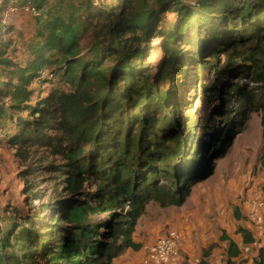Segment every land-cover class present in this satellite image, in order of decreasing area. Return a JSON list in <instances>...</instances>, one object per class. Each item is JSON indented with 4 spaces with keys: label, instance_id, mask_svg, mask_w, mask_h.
Segmentation results:
<instances>
[{
    "label": "trees",
    "instance_id": "1",
    "mask_svg": "<svg viewBox=\"0 0 264 264\" xmlns=\"http://www.w3.org/2000/svg\"><path fill=\"white\" fill-rule=\"evenodd\" d=\"M77 1L76 6L61 2L62 9L71 10L67 17L61 10L41 14L42 40L32 61L3 70L16 80L0 88V97L11 101L7 108L0 105V120L18 129L8 142L48 148L51 157L61 161L49 167L61 178L52 190L58 193L61 183L66 197L58 194L55 203L46 206L48 211L53 207V216L43 224L24 218L0 231V264H110L124 250L140 248L132 235L147 204L182 206L193 185L210 176V170L199 168L215 152L213 139L218 137L197 126L178 128L172 115L181 100L161 98L143 71L142 58L157 34L167 57L159 82H173L177 89L189 77L183 67L192 66L194 74L209 72L215 75L214 84H200V89L212 104L230 103L233 93L247 96L233 86V78L250 77L264 86V0H197L194 5L141 0L134 18L120 15L125 6L113 14L93 0ZM92 10L99 24L103 22L106 52L109 49L118 61L108 71L100 49L94 59L82 55L80 21L74 13L89 17ZM168 13L175 15V24L160 31ZM185 46L191 49L183 51ZM3 55L0 47V66L11 65ZM221 57L226 59L224 68ZM51 66L53 70L45 69ZM43 71L52 77L60 72V82L70 91L54 89L44 99L38 96L33 107L30 86ZM220 113L230 111L217 109L214 115ZM261 126L264 157V115ZM49 130L54 134H47ZM234 216L241 218L237 210ZM238 232L243 244L254 242L248 230ZM220 240L228 242L229 259L239 255L233 241L225 235ZM207 256L204 253L198 264H206ZM261 256L259 250L254 264H262Z\"/></svg>",
    "mask_w": 264,
    "mask_h": 264
},
{
    "label": "rangeland",
    "instance_id": "2",
    "mask_svg": "<svg viewBox=\"0 0 264 264\" xmlns=\"http://www.w3.org/2000/svg\"><path fill=\"white\" fill-rule=\"evenodd\" d=\"M76 6L77 0H3L0 4V47L3 52V60L11 65L0 66V88L8 83H16V80L7 77V72L12 71L16 66L24 67L27 61H32V52L40 45L41 37L38 32L44 24V17L48 12L55 14L56 11L67 17L71 10L61 8V2ZM124 0H93L96 7L105 6L112 13L120 14L122 7H127L123 12L134 18L140 6L141 0H134L132 4H125ZM194 5L197 0H182ZM155 4V0H148ZM38 3V4H37ZM41 3V6L38 5ZM35 6L36 16L26 12V6ZM66 6V5H65ZM94 10L89 17L83 12H76L79 17L80 47L83 57L94 59L100 49L105 57L103 68L108 71L116 66L117 59L106 52V44L103 45L104 36L103 22L99 24L94 17ZM81 17V18H80ZM175 15L166 14L164 22L160 25V31L175 24ZM160 34H157L144 56L143 71L149 74V86H154L156 94L161 98L167 95V101L176 96L181 100L179 109L172 115L176 126L180 129L189 130L188 127L197 126L198 130L206 129L218 137L213 139L217 142L215 152L206 157L205 164L199 168L201 171H209L210 176L193 185L191 193L182 206H169L161 208L154 203L147 204L144 214L135 225L132 240L140 246L138 250L126 249L121 255L113 258L110 264H141L142 259L151 251L155 242L167 232L173 230L181 235L183 244H190L193 252L190 257L182 252L180 264H193L201 260L204 253H208L206 261L212 264H253L258 257V242L256 238L251 245H244L240 236H236L239 228L248 229L256 234L255 228H260L259 222L252 223L248 219L249 204L258 200L264 195V157L261 120L264 115V86L255 83L250 77L231 79L233 86L243 89L247 96L232 94L230 103L207 101L206 94L200 89V84L210 86L214 84L215 75L209 72L192 71V66L187 69L188 79L176 89L175 85L168 82H159L163 69L167 64V57L163 51V44ZM144 46L147 43L143 44ZM190 46L182 48L183 51L190 50ZM52 57V56H51ZM221 67L226 65L225 57H221ZM45 67V69H52ZM44 69V71H45ZM57 70V68L55 67ZM41 72L39 79L34 81L30 89H34L32 106L34 107L38 96L42 99L54 89L70 91V87L62 84L56 71L54 77ZM56 77V78H55ZM235 77V76H233ZM230 81V80H229ZM5 92V91H4ZM171 93V94H170ZM222 94V98H225ZM11 101L4 96L0 97V105L7 108ZM229 107L227 108V105ZM190 106V107H189ZM219 109L221 112L229 110L226 114L231 119L226 121L225 114L214 115ZM241 113V114H240ZM243 114V115H242ZM24 119L28 115L23 116ZM36 117V116H35ZM216 119L212 126L209 120ZM207 127V128H205ZM186 128V129H185ZM14 123L7 120H0V231L7 230L12 223H18L24 218L31 221H48L53 216L46 206L55 203L58 194L64 195L59 183V192L52 189L56 181L61 179L57 173L50 169V166H58L61 161L51 157L48 148L39 145H25L22 147L10 145L8 137L17 133ZM198 131V132H199ZM207 132V133H208ZM5 134L7 135L5 138ZM47 134L52 135L54 131L49 130ZM199 135L201 133H195ZM30 187V192H26ZM194 194L196 201L191 203L189 198ZM199 203H198V201ZM45 205V211H44ZM237 210L241 217L237 220L234 211ZM190 211H195L192 216ZM264 211V210H263ZM38 222V223H39ZM264 229V216L262 218ZM262 228V227H261ZM36 228V231H41ZM252 234V233H251ZM225 235L228 239L234 240L239 249V256L231 260L227 256L228 242H223L220 237ZM183 246V245H182ZM228 260V261H227ZM227 262V263H226ZM178 264V263H177Z\"/></svg>",
    "mask_w": 264,
    "mask_h": 264
},
{
    "label": "built area",
    "instance_id": "3",
    "mask_svg": "<svg viewBox=\"0 0 264 264\" xmlns=\"http://www.w3.org/2000/svg\"><path fill=\"white\" fill-rule=\"evenodd\" d=\"M3 0H0V4ZM26 12L39 16L37 10L32 5H28L25 8ZM45 74H48L45 72ZM50 77H52L49 74ZM2 132H0V138H2ZM264 210V195L258 199L253 200L249 204L248 219L252 223H258L260 219V213ZM183 241L180 234L176 231H169L164 236L159 238L151 251L142 259L141 264H177L180 259V253L182 249Z\"/></svg>",
    "mask_w": 264,
    "mask_h": 264
},
{
    "label": "crops",
    "instance_id": "4",
    "mask_svg": "<svg viewBox=\"0 0 264 264\" xmlns=\"http://www.w3.org/2000/svg\"><path fill=\"white\" fill-rule=\"evenodd\" d=\"M189 201H191V203H195V201H196V198H195V196H194V194H193V192H192V194H191V197L189 198ZM198 201V200H197ZM198 203H199V201H198ZM188 213H190L192 216H196L197 215V213L195 212V211H190V212H188ZM263 216H264V211H262L261 213H260V219H259V227L260 228H257L258 227V225H256L255 226V228L257 229V230H260V231H258V232H260V233H258L257 234V236L258 237H256V234H254L253 233V231H251V228H250V226L249 225H247V228L248 229H246V230H248L249 232H250V234H251V236H252V238L254 239V241H255V239L257 238L258 240H259V242L257 243L258 245V257H257V259L256 260H253V264H254V262L255 261H258L259 260V250L261 251V253H262V256H261V259H262V264H264V229H263V225H262V218H263ZM241 219V218H240ZM262 227V228H261ZM244 229V228H243ZM236 236H240V238H241V241H242V243H243V237H242V235L237 231V234H236ZM231 241H233L234 242V240H232V239H230ZM235 243V242H234ZM254 243V242H253ZM252 243V244H253ZM235 245H236V243H235ZM245 245V244H244ZM247 245H251V244H247ZM190 248H192L191 247V245L189 244H183V246H182V252L184 251V253L185 254H187V256H189L190 257V255L193 253L192 251H191V249ZM209 256V255H208ZM208 256H207V258H208ZM239 256V255H238ZM207 258H205L204 259V261H205V263L206 264H212L211 263V261H206V259ZM181 259H182V255H180V259H179V261H178V264H180V261H181ZM232 259V258H231ZM230 259V260H231ZM201 260L199 259L198 261H195L193 264H198L199 262H200ZM228 261V260H227ZM227 263V262H226ZM130 264H133L132 262H130Z\"/></svg>",
    "mask_w": 264,
    "mask_h": 264
}]
</instances>
